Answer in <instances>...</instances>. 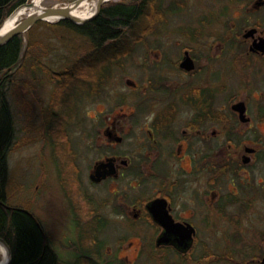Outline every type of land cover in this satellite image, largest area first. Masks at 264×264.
I'll return each instance as SVG.
<instances>
[{
  "label": "rangeland",
  "instance_id": "1",
  "mask_svg": "<svg viewBox=\"0 0 264 264\" xmlns=\"http://www.w3.org/2000/svg\"><path fill=\"white\" fill-rule=\"evenodd\" d=\"M32 1L26 0L27 3ZM73 1L41 0V6H63ZM21 6L9 13L3 23ZM148 13L142 25L131 29L126 36L132 37V41L129 44L125 41L123 46L121 43L122 48L119 46L116 55L106 48L94 50L86 39L83 41L65 31L54 33L55 39L52 32H48L47 37L42 35L44 32L35 34L48 44L45 56L37 63L42 70L31 68L35 63L29 58L26 60L25 45L22 49L24 58L15 76L25 84L16 80L10 93L17 124V142L7 159L10 185L15 204H22L34 214L59 262H74L81 247H86L90 232V238L96 243L93 258L97 264H127L119 246L124 243L120 237L128 233L144 235V253L132 264H166L162 255L150 248V228L117 223H107L103 229L97 227L95 218L111 203L109 192L113 188L108 184L91 185L87 176L93 162L109 150H119L126 155L133 153L129 152L137 145L135 139L124 140L115 147L100 143L97 135H100L101 125L97 122L116 104L123 107L121 113L126 112L120 115L122 125L141 120L148 114L152 106L149 89L145 87L148 59H180L185 48L192 49L197 58H212L217 48L225 46L221 57L227 55L228 62L232 63L233 79L245 76L251 89L257 88V79L264 76V56L245 55L247 49L240 45V41H244L242 34L251 27L264 31V0H155L150 3ZM36 30L46 29L38 26L33 32ZM37 38L34 37L35 41ZM133 81L138 83L137 88H132ZM67 93L70 96L66 103L68 111L57 114L60 99ZM231 94L219 92L217 106L224 101V95L239 99L241 88L235 87ZM221 115L218 111L217 116ZM159 183L144 182L134 191L148 197ZM234 210L235 207L232 212ZM222 229L232 234L239 227L226 220ZM263 247V242L236 241L228 237L201 241L199 253L203 259L211 252L213 262L210 264H260L259 260L251 261V258Z\"/></svg>",
  "mask_w": 264,
  "mask_h": 264
},
{
  "label": "flooded vegetation",
  "instance_id": "2",
  "mask_svg": "<svg viewBox=\"0 0 264 264\" xmlns=\"http://www.w3.org/2000/svg\"><path fill=\"white\" fill-rule=\"evenodd\" d=\"M251 28L256 30L247 37L243 33L240 45L247 49L245 55L264 56V50L256 48L264 31ZM224 48H217L212 58H197L185 48L180 59H148V114L122 125L120 115L126 112L116 104L97 122L100 143L115 147L135 139L137 145L130 155L109 150L89 167L91 185L113 188L111 203L106 208L102 204L103 213L100 210L95 221L101 229L107 223L150 228V248L166 264L212 263L211 252L201 259V241L229 237L264 243V76L251 89L245 76L233 79L232 63L227 55L221 57ZM186 56L187 64L182 65ZM235 87L241 88L239 99L224 95L218 107L217 94L232 96ZM218 111L223 115L217 116ZM157 181L148 197L134 191L139 184ZM226 220L239 230L231 234L222 229ZM189 225L194 230L187 234ZM142 236L120 237L127 264L144 253ZM263 257L264 247L251 261L262 264Z\"/></svg>",
  "mask_w": 264,
  "mask_h": 264
},
{
  "label": "trees",
  "instance_id": "3",
  "mask_svg": "<svg viewBox=\"0 0 264 264\" xmlns=\"http://www.w3.org/2000/svg\"><path fill=\"white\" fill-rule=\"evenodd\" d=\"M154 1L108 0L103 3L95 17L84 23L78 24L68 19L54 22L38 21L27 32L14 35L0 45V237L10 248L11 258L8 264H97L96 259L93 258L96 243L90 238L92 236L90 232L88 240L86 239V247L84 245L81 247L74 262H59L58 256L49 245L50 243L46 242L44 231L34 214L29 210L27 211V208L22 204H15L16 198L12 194L13 189L10 185L7 167L8 154L17 142L16 115L10 102V93L15 82L19 81L25 84L24 81L16 79L15 76L20 68V60L24 58L21 53L24 45L27 52L26 60L29 58L35 63L32 64V69H41L37 63L41 62L40 59L45 56V49L48 48L46 41L42 40L43 37L40 39L35 35L38 32H44L42 35L45 37L49 35L48 32H52V38L55 39L54 33L58 35L59 32L65 31L83 41L86 39L94 50L106 48L113 55H116L121 43L123 46L126 44L125 41L128 44L132 41V37L130 39L126 36L131 29L139 28L142 25L141 21L149 16L150 3H154ZM24 2L26 0H0V26L4 18ZM38 26H44L46 30L33 32ZM25 37H27V42H25ZM34 37L37 38L36 41ZM82 43L84 42H80V44ZM68 72L71 73L72 71ZM72 88V86L69 88L70 91ZM62 91L66 92V89H62ZM69 98L67 93L60 99V103L58 100L60 110L57 114L68 111L69 106L66 107V103H68ZM97 227L100 228L101 226L97 224ZM83 240L84 238H82Z\"/></svg>",
  "mask_w": 264,
  "mask_h": 264
},
{
  "label": "water",
  "instance_id": "4",
  "mask_svg": "<svg viewBox=\"0 0 264 264\" xmlns=\"http://www.w3.org/2000/svg\"><path fill=\"white\" fill-rule=\"evenodd\" d=\"M83 0H74L73 2H71L70 4H65L63 6H50V7H42V9L39 12H35V13H29L27 15H25L20 21H18L14 27L8 31H5L3 33H1L0 31V45H2L3 43H5L8 39H10L12 36L17 35V34H22L27 32L36 22L38 21H49L52 22V20H61V19H68L74 23H84L90 19H92L93 17H95L100 9L101 6L103 5V3L107 2L108 0H98L97 1V7L95 9V11L87 18L81 19L77 16L72 15L71 9L70 7H72L73 9L78 7L81 2ZM31 3V2H30ZM30 3H24L22 5H29ZM21 6V5H20ZM256 29L255 28H250L246 31V33H244V36H250L252 33H254ZM256 48L264 50V38L262 40H260L259 43L256 44ZM187 56L185 58V60L182 62V65L187 64ZM99 167H97L98 169ZM101 173L97 172L96 175H100ZM156 203H153V206L150 207V209H154V207ZM156 216V215H155ZM160 221H163V217L162 216H156ZM190 226V225H189ZM191 227V226H190ZM193 227H191V229L186 228V232L187 234H190L193 231ZM161 239L158 240V243H161ZM0 243L6 248L7 253H8V258L5 264H8L11 258V252H10V248L7 245V243L4 241L3 238L0 237ZM262 264H264V257L262 259Z\"/></svg>",
  "mask_w": 264,
  "mask_h": 264
},
{
  "label": "bare ground",
  "instance_id": "5",
  "mask_svg": "<svg viewBox=\"0 0 264 264\" xmlns=\"http://www.w3.org/2000/svg\"><path fill=\"white\" fill-rule=\"evenodd\" d=\"M97 1L98 0H83L78 7L74 9L70 7V13L81 19L87 18L95 11L97 7ZM41 9V0H33L29 5L27 4L17 8L2 24L0 28L1 33L12 29L16 24L17 19L21 16H25L29 13L39 12ZM0 252L2 254L0 264H5L8 258V253L6 248L1 243Z\"/></svg>",
  "mask_w": 264,
  "mask_h": 264
}]
</instances>
